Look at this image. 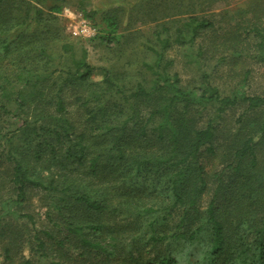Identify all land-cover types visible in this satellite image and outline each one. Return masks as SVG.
I'll use <instances>...</instances> for the list:
<instances>
[{"label": "trees", "instance_id": "obj_1", "mask_svg": "<svg viewBox=\"0 0 264 264\" xmlns=\"http://www.w3.org/2000/svg\"><path fill=\"white\" fill-rule=\"evenodd\" d=\"M48 1L51 0H0V44L4 43L0 47V114L7 113L17 122L14 130L7 133L0 126V171L4 170L6 175L3 177L0 172L2 208L13 212V206L25 205L27 209L33 189L50 194L53 208L49 214L53 217L46 216L53 223L52 230L36 233V249L44 251L50 245L62 248L64 240L74 239L88 254L103 252L111 257L120 251L119 235L114 236V231L102 221L103 216L112 218L118 214L131 216L135 221L157 220V214L163 211L157 207V200L151 194L147 202L141 198L133 200L129 189L139 179L152 181L153 186L165 182V192L172 201L168 207H185V218L178 226L188 218H202L194 230H189L192 229L189 223L182 231L172 234L174 241L205 244L201 247L204 256L199 264H264V94H249L240 87L224 95L218 87L205 82L186 89L178 74L169 73L168 63L162 65L165 52L173 44L192 46L211 33L209 44L199 42L197 57L208 53H213L210 57L221 55L223 48L228 47L235 49L233 61L237 62L242 57L239 48L250 44V34L260 37L262 29L257 23L264 18V0L249 3L247 11L254 22L239 28L248 37L233 30L236 28H227L225 34H220L216 23L200 14L224 7L229 0L186 1H193L199 7L191 13L183 0H178L177 5L173 0H139V5L146 3V15L151 22L182 15L189 17L174 30V39L168 35L167 23L162 21V32L167 35L160 38V31L154 33L160 48L152 46L155 61L144 64L154 78L150 84L138 82L133 86L124 80H115L108 68L100 70L88 64L86 50L75 56L73 43L61 45L64 57L70 56L71 66L63 70L47 69V62L55 60L49 56L47 45L51 38L59 37L51 19H55L56 25V15L64 8L61 3L64 0H52L45 5V11L41 5ZM157 6L163 9H156ZM84 14L92 19L94 13L87 16L84 11ZM104 15L107 25L99 40L107 46L117 44L119 19L112 13ZM260 38L257 47L262 53L264 41ZM31 47L42 59L38 62L47 61L42 67H47L49 76L61 73L62 82H57L56 76L53 80L58 85L56 114H60L53 128L39 123L41 119H48L44 110L32 111L36 98L47 99L48 77L39 74L38 62L30 63L17 56L18 50L26 49L21 51L26 54ZM18 61L20 66L16 64ZM96 70L101 71L99 82L92 81ZM249 73L250 70L244 72L245 78ZM19 81L32 89L29 100L24 90L17 87ZM13 85L15 88L11 89ZM77 88L83 89V96L74 93L72 97L85 108L84 117L90 124L80 129L71 121L66 112L67 103L61 96ZM49 100V105L54 104V98ZM150 100L157 102L155 108L140 120L135 107L140 103L150 105ZM242 106L243 113L236 119L228 115L227 111ZM208 108L213 111L206 112ZM130 123L134 125L132 128L128 126ZM32 139L35 151L30 149ZM128 148L132 152L127 153ZM38 163H41L39 169ZM101 165L116 174L99 178L97 170ZM4 191H8L4 194L9 196L6 200ZM209 192L210 199L202 210V200ZM131 208L135 211L129 215ZM22 217L36 224L31 213ZM98 234L104 238L96 240ZM9 235L0 227V238L10 240L3 249V264H14L16 244H20V239L27 240L22 234L17 239ZM106 238L113 241L109 244L111 250L106 249ZM164 239L155 234L149 237L156 242ZM127 251L129 261H133L131 248ZM24 264L33 263L29 258ZM156 264L183 263L179 257L167 256Z\"/></svg>", "mask_w": 264, "mask_h": 264}, {"label": "rangeland", "instance_id": "obj_2", "mask_svg": "<svg viewBox=\"0 0 264 264\" xmlns=\"http://www.w3.org/2000/svg\"><path fill=\"white\" fill-rule=\"evenodd\" d=\"M51 1L41 5L45 11L47 9L45 5H48ZM177 1L178 0H173V4L177 5ZM183 1L186 2L190 0ZM193 1L186 2V4H188L186 10L189 13L199 8L194 5L195 2L192 3ZM139 2V0H64L61 2L64 4L63 11L59 15H56V25L54 23L55 19L49 18L54 25L55 34L59 35L57 39L51 38V41L47 45L49 56H53L55 60L50 64L45 61V59L43 62H38L42 59L39 54L36 53L37 50L32 49L33 46L26 54L21 52L26 49L18 50L17 56L29 60L30 63L38 62L40 65V68H38L39 74L48 77L49 88L46 89L47 99L41 100L40 98H36L32 102V111L35 110L36 113H40L44 110V114L48 118L41 119L42 121H39V123L45 126L49 125L53 128V126L56 125L55 120H59L60 118V114H56L55 101L58 96L56 92L58 86L56 85V81L62 82L61 73L49 76L48 73L50 72H46V68L48 67L47 69L53 70L58 67L63 70V68L71 66L70 56L64 57L61 52V45L64 43H73L75 45V56L77 57L82 54L83 49L86 50L87 63L100 70L101 68L112 70L111 74L115 80H124L126 84H131V86L138 82L145 84H150L152 82L154 76H152L150 71H147L144 64H152L155 61L156 57L150 48L152 46H157V49L160 48V46L157 45V37H155L154 33L160 31V38L166 37L167 33L162 32V24L166 22V26L170 28L168 35H171L174 39V30L179 27L184 20H187L189 16L182 15L166 20L160 19L159 22H151L146 15V11L148 10L146 3L139 5ZM250 2L251 0H229L224 7H215L200 14H204L206 18L213 20L220 34H225L227 28H236L233 30H237L242 37H248L249 34H246L245 30L243 31L239 28H244L248 23L253 21H251L247 11ZM160 7L161 6H157L156 9L162 10L163 8ZM84 11L87 16H91V14L94 13L91 17L92 19H88ZM105 13L115 14L119 19V30L117 32L119 38L117 44L111 43L107 46L99 40V36L104 34L107 25L104 22ZM81 18H85L95 24L94 26L97 29V35L95 37L82 41L72 35L73 28L77 27ZM257 24H259L262 29L260 37H262L264 41V18ZM211 35L212 33L210 36H203L202 39L198 40V44L192 46H190L189 43L173 44L165 52L162 65L164 66L168 63L169 73L171 75L178 74L179 78L182 80V85L186 89H191L205 82L206 84L210 83L218 87L224 95H229L234 90L240 89V87H243V90L249 94H264V51L260 53L257 47V43L262 39L257 37L258 35L251 33L248 39L250 44L243 48H239V50H242V57L237 62L233 61L235 49L228 47L223 48L224 53L217 56L215 55L216 57H210L213 53H208L201 58L197 57L198 46H200L199 42L203 40L202 45H204L205 42L209 44V39H212L213 36ZM22 37L24 38V36ZM3 45L4 43L0 44V47ZM46 62L47 67H42ZM16 64L20 66L19 61ZM100 70L94 71L92 81L99 82L102 80ZM247 70H250V75L245 78L244 72ZM32 72L36 71L32 70ZM54 76L57 77L56 81H54L56 84H53V80H55ZM10 87L14 89L15 85ZM17 87L24 90V95L26 99L29 100L32 89L21 81L17 83ZM37 90L36 88V91ZM76 90L67 91L66 94L61 93V96L65 98V102L67 103L66 112L70 116L71 121L80 129L82 126L90 124L84 117L86 113L85 108L77 104L74 100L75 97H72L75 95L74 93L83 96V89L77 88ZM84 91L87 90L84 89ZM48 98H54V104L49 105L51 101H48ZM156 103L157 102L150 100V105L140 103L135 107V109L139 111L140 120L148 117L149 110L155 108ZM239 107L227 111L228 115L236 119L243 113L244 107ZM212 111V108L206 110L208 113ZM88 116L89 115H87V118ZM120 118L124 120L123 117L120 116ZM16 125L17 122L11 119V115L1 112L0 126L3 128V133L14 130L13 128ZM128 126L132 128L134 125L130 123ZM226 136L228 137L227 134ZM33 141L34 139L31 141L32 148L30 149L35 151L36 148ZM56 145H59V143H56ZM17 146H21V143H17ZM20 151L22 152V150ZM126 152L130 153L132 149H126ZM18 155L22 156L21 154ZM29 156L32 155L29 154ZM3 157L5 158L6 156ZM33 163L35 165V161H33ZM36 166L37 169H39L41 163H38ZM97 171L99 178L116 174L114 171H110L109 168L105 170L102 165ZM0 172L3 173V177L6 176L4 170ZM45 174L46 172L43 173L44 176ZM153 185L154 183L152 181L139 179L134 182L129 191L131 196L134 197L131 198L133 200L141 198L142 202H147L150 198V194L157 200V207L163 209L162 213L157 214V220L152 221L151 218H144L140 221H135L129 218L131 216H118V214L112 218L103 216L102 221L108 224L109 230L114 231V236L119 235L117 240H119L120 245L117 246V248H119L120 251L117 252L115 256L111 257L103 252L88 254L85 249L81 248L80 242L74 239L70 241L64 240L66 242L62 248L56 246L53 248L50 245L46 250L44 249V251L39 252L36 249V233L44 229L52 230L53 223L49 221L46 216L47 214L48 217H53L51 216L52 213L49 214L53 208L50 206V194H45L41 190L33 189L31 193L32 198L29 200L30 204H28L27 209H25V205L21 208L13 206L11 209L14 210L13 212L6 211L0 204V227L7 231V235L10 233L7 237L17 239V237L20 238L18 234H22L27 239H20V244H16V250L14 252L16 254H14L13 263L24 264L26 259L30 258L33 264H140L141 262L144 264H156V262L162 258L175 256L177 258L179 257L183 264H199L202 262L201 259L204 256L201 247L203 249L205 244L202 246L200 244L190 245L183 241H174L172 239V234L182 231L189 223L192 226V229L189 228V230H194L196 226L200 225L202 218H188L186 223L182 226H178L177 224L180 220L185 218V207L178 206L170 209L168 206L171 205L172 201L165 192L166 183L162 182L159 186ZM6 192L8 191L2 193L3 196ZM8 197V195H5L4 200L8 199ZM209 199L210 192L207 193L202 200V210L206 209ZM134 211L135 208H131L129 210V215L133 214ZM27 212L34 216L36 224L33 225L27 218L22 217V215ZM11 213L14 214L12 215ZM55 230L58 229L56 228ZM152 234H155L157 238L163 237L165 239L160 242L150 241L149 237H151ZM62 235L59 234L60 237ZM203 236L205 235L203 234ZM95 238L99 240L104 237L98 234ZM9 241V239L0 238V264L4 263L3 249L8 246ZM104 241L106 249L111 250L109 244H112L113 241L110 240V238H106ZM128 248H131V252L134 255L133 261H129L128 256L130 253L127 251ZM137 248L139 250L136 252ZM121 249L126 253L124 254Z\"/></svg>", "mask_w": 264, "mask_h": 264}, {"label": "built area", "instance_id": "obj_3", "mask_svg": "<svg viewBox=\"0 0 264 264\" xmlns=\"http://www.w3.org/2000/svg\"><path fill=\"white\" fill-rule=\"evenodd\" d=\"M72 35L80 40H88L97 35V29L89 20L81 18L77 27L73 28Z\"/></svg>", "mask_w": 264, "mask_h": 264}]
</instances>
